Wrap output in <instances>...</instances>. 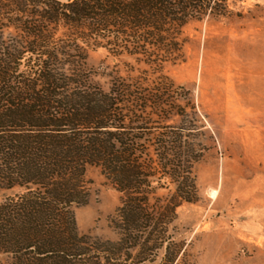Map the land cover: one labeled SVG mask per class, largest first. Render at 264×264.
Instances as JSON below:
<instances>
[{"label": "trees", "instance_id": "trees-1", "mask_svg": "<svg viewBox=\"0 0 264 264\" xmlns=\"http://www.w3.org/2000/svg\"><path fill=\"white\" fill-rule=\"evenodd\" d=\"M226 1L0 0V264H184L169 226L199 200L185 135L196 125L153 134L139 114L167 107L163 95L119 77L104 90L88 52L177 56L180 30L222 17ZM90 168L120 194L115 240L78 228Z\"/></svg>", "mask_w": 264, "mask_h": 264}, {"label": "rangeland", "instance_id": "rangeland-1", "mask_svg": "<svg viewBox=\"0 0 264 264\" xmlns=\"http://www.w3.org/2000/svg\"><path fill=\"white\" fill-rule=\"evenodd\" d=\"M220 7L222 17L180 30L177 56L115 57L99 48L89 50L87 64L106 91L119 77L144 97L163 95L167 107L139 114L156 136L184 121L196 125L185 135L200 156L193 166L199 200L178 208L169 226L174 241L185 243L182 263L264 264V0ZM87 180L91 198L75 210L78 228L115 240L110 218L120 194L98 168ZM9 195L1 192L0 203Z\"/></svg>", "mask_w": 264, "mask_h": 264}]
</instances>
